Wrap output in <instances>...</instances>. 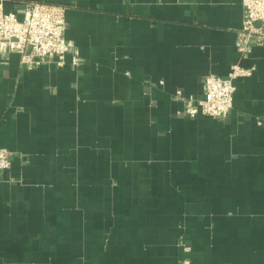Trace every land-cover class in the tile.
<instances>
[{"label":"crops","instance_id":"obj_1","mask_svg":"<svg viewBox=\"0 0 264 264\" xmlns=\"http://www.w3.org/2000/svg\"><path fill=\"white\" fill-rule=\"evenodd\" d=\"M66 7L79 51L0 54V264H264V44L242 0H0ZM226 117L185 114L209 74ZM177 91L184 96L178 97Z\"/></svg>","mask_w":264,"mask_h":264},{"label":"built area","instance_id":"obj_2","mask_svg":"<svg viewBox=\"0 0 264 264\" xmlns=\"http://www.w3.org/2000/svg\"><path fill=\"white\" fill-rule=\"evenodd\" d=\"M244 8L243 26L238 31L236 47L242 58L247 57L255 45L264 44V0H242ZM66 7L58 4L29 1L25 3L20 17L15 12H6L0 3V54L23 52V61L29 68L56 57L63 65L67 54L73 62L79 61L76 44L66 37ZM253 67L233 64L228 76L209 74L204 80L203 97L185 96V114H198L223 118L233 109L235 80L252 75ZM178 97L184 96L177 91ZM264 121V117L260 122ZM12 164V154L0 149V170Z\"/></svg>","mask_w":264,"mask_h":264}]
</instances>
